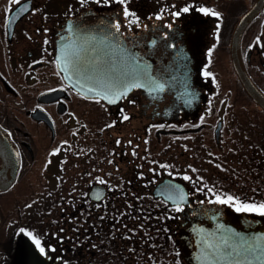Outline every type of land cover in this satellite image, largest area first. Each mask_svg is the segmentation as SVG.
Listing matches in <instances>:
<instances>
[{
  "label": "flooded vegetation",
  "instance_id": "flooded-vegetation-1",
  "mask_svg": "<svg viewBox=\"0 0 264 264\" xmlns=\"http://www.w3.org/2000/svg\"><path fill=\"white\" fill-rule=\"evenodd\" d=\"M17 5L0 0V129L20 157L16 179L0 190V264H77L80 239L92 264L101 238L94 227L116 223L111 216L126 209L127 193L143 186L181 209L177 226L199 214L238 226L264 222L214 202L230 195L264 203V108L238 67L264 94V0H32L9 23ZM90 13L99 17L85 25ZM91 35L92 47L134 58L163 91L133 88L112 103L103 90L89 92L90 82L72 75L70 83L64 66ZM167 177L185 184V204L154 196ZM46 223L57 232L41 233ZM67 223L72 234L63 232Z\"/></svg>",
  "mask_w": 264,
  "mask_h": 264
},
{
  "label": "trees",
  "instance_id": "trees-1",
  "mask_svg": "<svg viewBox=\"0 0 264 264\" xmlns=\"http://www.w3.org/2000/svg\"><path fill=\"white\" fill-rule=\"evenodd\" d=\"M197 172L199 180L201 173L199 170ZM145 188L143 186L141 192L127 193L126 209L118 210L111 216L116 218V223L94 227L93 233L101 238L94 241L92 264H189L184 258L178 228L174 222L178 211L153 197ZM211 194L215 196V193ZM78 229L81 234L92 232L87 225H79ZM40 232L56 233L57 227L46 223ZM63 232L72 234L74 227L67 223L63 226ZM77 242L83 244L77 249L84 253V256H78L77 264H90L87 258V241L80 239ZM68 264H72L71 260Z\"/></svg>",
  "mask_w": 264,
  "mask_h": 264
},
{
  "label": "snow or ice",
  "instance_id": "snow-or-ice-1",
  "mask_svg": "<svg viewBox=\"0 0 264 264\" xmlns=\"http://www.w3.org/2000/svg\"><path fill=\"white\" fill-rule=\"evenodd\" d=\"M84 2L85 0H81L82 4ZM118 2L124 4L125 0H118ZM12 3L19 4L20 0H12ZM105 3H107V0H105ZM124 11L127 17L129 15L127 8ZM182 11L188 12L189 8L185 7ZM199 11L205 15L219 16V13H215L207 8H200ZM179 14L178 12L173 13V15ZM157 18L159 19L160 17ZM115 27L119 31V24L115 25ZM104 39L106 40L107 38ZM96 40L97 37L95 35L84 37L85 44L79 50L74 51L68 60V63L71 65L72 75L78 81L83 79L93 85V87L88 89L89 92L100 88L106 94L115 97V99L109 101L114 103L116 100L126 96L128 91L133 88L145 87L146 85L151 87L155 84L145 66H142L134 58L126 61L123 54L117 59L115 53L92 47L93 42ZM100 42L103 43L104 41L101 40ZM107 47L109 45L105 44V48ZM93 52H96L97 55L91 56L90 54ZM205 75H209V73L205 72ZM163 87V84H155L152 87V91H163ZM96 94L100 95L99 92H96ZM124 119H128V117L125 116ZM52 154L55 155L56 153L53 152ZM184 179L187 180L190 177L185 176ZM100 183H104V181L101 180ZM97 199H99V196H97ZM179 199L182 201L183 196L180 195ZM214 202L233 205L237 212L255 213L259 216H264V203L241 202L230 195L226 197L217 195ZM176 210L180 211L181 209L177 207ZM28 235L31 236L30 233ZM33 242L40 253L42 255L45 254V249L40 246V241L33 237ZM207 248L210 250L205 257L208 264H253L254 261H264V244H261L259 238L254 236L246 238L239 234H233L222 239L219 243L208 244Z\"/></svg>",
  "mask_w": 264,
  "mask_h": 264
},
{
  "label": "water",
  "instance_id": "water-1",
  "mask_svg": "<svg viewBox=\"0 0 264 264\" xmlns=\"http://www.w3.org/2000/svg\"><path fill=\"white\" fill-rule=\"evenodd\" d=\"M32 0H24L20 2L10 13L9 23L12 20L13 23L26 12L31 9ZM249 16H245L241 19L239 25H245L252 13L249 12ZM99 17L97 14H87L84 17L85 25L91 24V20H95ZM108 25V22L105 24ZM70 67L64 66V73L67 75V79L70 83H74L71 65ZM241 65V66H240ZM239 73L243 83L249 92H251L255 100L264 108V94L254 85L250 80L243 65L240 64ZM84 89L89 87V84L84 85ZM91 86V85H90ZM99 90H102L98 88ZM0 155L2 164L0 165V190L8 188L14 181L18 165L19 154L16 144L10 139V137L0 129ZM155 196L163 197L165 200L175 204H185L188 198V189L186 186L173 178H165L160 181L153 189ZM183 196V200L179 199V196ZM233 234H239L240 236L250 238L257 237L261 244H264V222L253 226H238L232 221L223 219L219 214H211L210 216H203L201 214L197 216H191L188 224H183L179 229V236L182 241L185 258L190 264H208L205 257L210 251L207 248L208 244L219 243L222 239L227 238ZM253 264H264L262 262H253Z\"/></svg>",
  "mask_w": 264,
  "mask_h": 264
}]
</instances>
